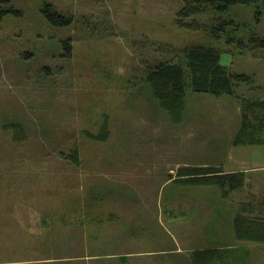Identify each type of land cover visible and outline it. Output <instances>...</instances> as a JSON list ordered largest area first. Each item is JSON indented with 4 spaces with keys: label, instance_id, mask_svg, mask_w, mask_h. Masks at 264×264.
Returning a JSON list of instances; mask_svg holds the SVG:
<instances>
[{
    "label": "rangeland",
    "instance_id": "rangeland-1",
    "mask_svg": "<svg viewBox=\"0 0 264 264\" xmlns=\"http://www.w3.org/2000/svg\"><path fill=\"white\" fill-rule=\"evenodd\" d=\"M194 2L3 6L19 13L0 21V264H196L205 248L208 264H264V244L233 228L234 216L264 215V48L251 41L264 37V0L224 12L201 1L179 18L200 28L180 27ZM44 3L70 23L47 21ZM195 45L249 80L231 94L188 88L174 122L146 74L186 67ZM188 166L244 170V184L223 196L175 182Z\"/></svg>",
    "mask_w": 264,
    "mask_h": 264
},
{
    "label": "trees",
    "instance_id": "trees-1",
    "mask_svg": "<svg viewBox=\"0 0 264 264\" xmlns=\"http://www.w3.org/2000/svg\"><path fill=\"white\" fill-rule=\"evenodd\" d=\"M201 1L212 4L219 12H224L231 5L252 3L256 0H195L194 3H187L178 12L176 23L180 27L200 28L197 22L186 24L179 18L185 19L196 14L198 10L194 6ZM7 2L8 0H0V21L7 13L14 15L19 13L12 7L4 8ZM41 11L47 21L56 25H68L71 21L70 18L57 12L50 3H44ZM254 36L251 37L252 43L264 48V37ZM184 51L186 52V67L180 63L159 61L146 74V80L152 87L157 102L167 110L170 119L174 122L181 119L184 96L188 88L214 95L231 94L236 82H248L249 80L245 74L230 75L225 66L220 63V53L215 48L195 45L185 48ZM248 123L249 121L243 117L242 126L249 125ZM236 140H238L237 143L252 144L250 139L241 135ZM71 157L74 162H78L77 150H74ZM176 175L174 180L179 184L216 185L225 196L244 184L245 171H225L221 167L188 166L179 168ZM233 228L238 239L264 244V215L260 222L234 216ZM214 252V249L209 250L208 248L195 250L192 253V260L196 264H208L212 261Z\"/></svg>",
    "mask_w": 264,
    "mask_h": 264
},
{
    "label": "crops",
    "instance_id": "crops-1",
    "mask_svg": "<svg viewBox=\"0 0 264 264\" xmlns=\"http://www.w3.org/2000/svg\"><path fill=\"white\" fill-rule=\"evenodd\" d=\"M250 154H251V151H250ZM229 171H236V170H229ZM244 171V170H243Z\"/></svg>",
    "mask_w": 264,
    "mask_h": 264
}]
</instances>
